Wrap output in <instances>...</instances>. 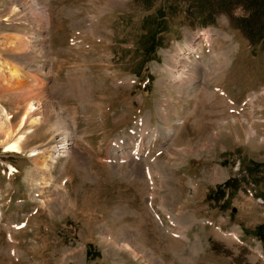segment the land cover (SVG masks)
<instances>
[{"label": "rangeland", "instance_id": "1", "mask_svg": "<svg viewBox=\"0 0 264 264\" xmlns=\"http://www.w3.org/2000/svg\"><path fill=\"white\" fill-rule=\"evenodd\" d=\"M231 1L0 0V106L39 119L0 143V264H264V50Z\"/></svg>", "mask_w": 264, "mask_h": 264}, {"label": "bare ground", "instance_id": "2", "mask_svg": "<svg viewBox=\"0 0 264 264\" xmlns=\"http://www.w3.org/2000/svg\"><path fill=\"white\" fill-rule=\"evenodd\" d=\"M8 45H14L16 44L18 40V36L13 35L8 38ZM18 44V43H17ZM23 44V43H22ZM25 44V43H24ZM189 45H186L188 47ZM190 47V46H189ZM17 48V46H16ZM29 48V47H28ZM181 50V49H180ZM184 53V52H182ZM174 66H172L173 70L171 71V77L175 81H183L182 77H185V74H187L186 67L182 63V61H173ZM0 75H5L7 78L8 82H15L17 85L21 83V68L14 65L12 62L9 60H3L0 59ZM183 77V78H184ZM1 78V77H0ZM2 79L3 76H2ZM4 82V81H3ZM31 93V91H30ZM28 93L27 99H26V109L25 111L21 114L18 123H17V128L13 129L9 120V116L7 112L1 108L0 106V134L3 135V139L0 140V143L3 145L5 151L11 152V153H21L22 148H21V142L24 140L27 134H29L32 131V127L36 126L38 124V117L34 115V111L36 110V107L34 105L32 98V93ZM30 94V95H29ZM27 127V128H26ZM25 128V129H24ZM23 130V131H22ZM22 131V132H20ZM18 136L14 138V136ZM63 137H66L63 136ZM62 142L60 143V146L58 148L53 147L50 151H48V155L43 153L42 151H36L32 150L34 153L32 154L35 156L36 160L38 163H41L40 169L42 171V174L40 175L41 178L40 180L42 181L41 183H46L47 176H48V170L44 168V163L46 158H54L59 159L61 156H65L68 153V144L66 141H68L65 138H62ZM55 150L54 156H50V152ZM57 153V154H56ZM53 161L55 162V160ZM11 171L15 172V169H11ZM150 171V170H148Z\"/></svg>", "mask_w": 264, "mask_h": 264}, {"label": "trees", "instance_id": "3", "mask_svg": "<svg viewBox=\"0 0 264 264\" xmlns=\"http://www.w3.org/2000/svg\"><path fill=\"white\" fill-rule=\"evenodd\" d=\"M193 0H186L190 9L188 16L193 21L207 23L215 19L217 14L228 12L227 5L233 4L231 0H195L194 6H190ZM235 4H241L245 13L243 16L232 18L236 27L240 28L250 44H263L264 47V0H236ZM200 3V6L197 4ZM223 3V4H221ZM201 25V24H200Z\"/></svg>", "mask_w": 264, "mask_h": 264}]
</instances>
